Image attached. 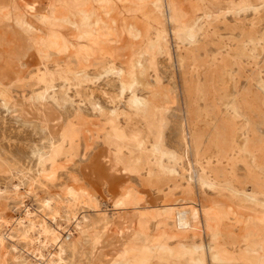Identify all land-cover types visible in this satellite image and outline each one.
I'll return each mask as SVG.
<instances>
[{
    "label": "rangeland",
    "instance_id": "374dc122",
    "mask_svg": "<svg viewBox=\"0 0 264 264\" xmlns=\"http://www.w3.org/2000/svg\"><path fill=\"white\" fill-rule=\"evenodd\" d=\"M75 1L0 0V264H264V0Z\"/></svg>",
    "mask_w": 264,
    "mask_h": 264
},
{
    "label": "bare ground",
    "instance_id": "6f19581e",
    "mask_svg": "<svg viewBox=\"0 0 264 264\" xmlns=\"http://www.w3.org/2000/svg\"><path fill=\"white\" fill-rule=\"evenodd\" d=\"M67 1V0H66ZM75 1V0H74ZM84 1V0H83ZM76 2V1H75ZM50 5V4H49ZM75 6V5H74ZM76 6H77V4H76ZM53 8V7H52ZM81 9V8H80ZM59 11V10H58ZM62 11V10H61ZM65 11V10H64ZM79 12V11H78ZM52 13V12H51ZM55 14V13H54ZM66 15V14H65ZM59 18V17H58ZM61 19V18H60ZM88 19V18H87ZM62 20V19H61ZM65 24V23H64ZM73 24V23H72ZM79 24V23H78ZM70 25V24H69ZM90 26V25H89ZM82 28V27H81ZM87 30V29H86ZM93 30V29H92ZM91 31V30H90ZM1 41V40H0ZM10 47V46H9ZM66 47V46H65ZM4 48H5V46H4ZM4 57V56H3ZM10 60V59H9ZM12 61V60H11ZM10 63V62H9ZM15 82V81H14ZM179 221H181L180 223L181 224H183V225H185V224H188V219H187V217H185V215L183 214V215H180V220ZM54 234V233H53ZM57 235V234H56Z\"/></svg>",
    "mask_w": 264,
    "mask_h": 264
}]
</instances>
